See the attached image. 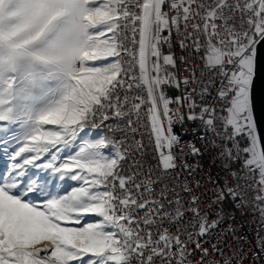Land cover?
<instances>
[{
    "label": "snow or ice",
    "instance_id": "1",
    "mask_svg": "<svg viewBox=\"0 0 264 264\" xmlns=\"http://www.w3.org/2000/svg\"><path fill=\"white\" fill-rule=\"evenodd\" d=\"M174 38L203 65L175 101L165 87L181 86L169 71L177 58L163 51ZM262 44L264 0H0V133L13 149L11 170L0 174V264H241L226 240L211 239L223 217L210 219L202 202L231 197L243 206L247 185L264 219V143L252 108ZM210 86L221 107L205 104L197 115L195 97L204 100ZM134 88L145 95L130 96ZM185 101L187 119L213 134L208 143L225 164L242 160L237 183L206 195L183 177L190 200L165 179L199 167L173 131ZM141 115L154 166L135 139ZM110 120L108 134L88 138L86 129ZM53 178L77 184L61 191Z\"/></svg>",
    "mask_w": 264,
    "mask_h": 264
},
{
    "label": "built area",
    "instance_id": "2",
    "mask_svg": "<svg viewBox=\"0 0 264 264\" xmlns=\"http://www.w3.org/2000/svg\"><path fill=\"white\" fill-rule=\"evenodd\" d=\"M165 35H167V33H165ZM170 50L177 58V64L175 69L169 68V71L175 72L177 78L181 81V86L177 88L174 84L168 85L165 87V91L169 98L175 101L177 97H182L185 94V86L182 81L185 77H191L193 66L196 76H200V69L203 65L201 63L200 54H190L188 50H182L175 38L173 39L170 48L168 45H165L163 48L165 54H168ZM181 58H183V60H181ZM191 87H196V85L192 84L188 88V91H191ZM209 93L205 94L204 100H201L199 96L195 97L198 105L194 110L195 114L198 115L200 106L205 104L212 105L217 109L221 107L222 102L216 97V88L210 86ZM131 95L144 96L145 93L141 89L134 88L130 96ZM190 103L191 101H185L182 108H180V105L175 102L170 105L173 109L180 108L185 117L182 124L174 123L173 131L181 137L185 146V153H187L188 162L194 167L196 165H199V167L196 168L195 173L192 176H189L188 172L184 171L182 173H173L170 178H165L170 186L177 189V194L184 200H190L191 195L180 188V185L184 183L183 177H188V183L192 188V192L198 195H206V188H218L224 186L226 183H237L232 177V172L242 171V160H234L226 165L223 158L218 155L219 149L208 143V141L213 140L214 137L213 134L205 128L202 121L199 119H187L190 114L188 109V104ZM144 111L145 108H142L141 112L143 113ZM140 119L141 124L135 125V127L139 129V131L135 133V139L142 140L144 145L145 166L148 164L154 166L155 157L153 155L152 144L150 143L151 136L148 134V128L145 127L148 117L146 115H141ZM113 123L114 120L106 121L101 127L92 128L90 130L101 134H108ZM256 134L258 135L257 127ZM116 136L117 138H121L120 133H116ZM127 139L129 142H132L133 137L129 135ZM237 140L241 147L248 146V137L246 135L243 138L238 137ZM193 143L201 149L202 155L193 157L188 153L187 146ZM216 143L219 144L220 141L217 140ZM7 158H0V163L3 161L8 166V162H11L12 160L10 161V158ZM157 171L159 170L153 167V172L155 173ZM196 180L200 181L199 187L196 186ZM157 190L159 191V188ZM167 195L171 196L172 193L168 192ZM255 195L256 193L253 189L246 185L244 191L246 203L243 206L239 204V201H235L231 197L212 206L208 205L207 199L202 202V207L208 210L210 219L215 220L218 215L223 217V222L218 229L213 232L211 239L219 241L218 246L221 247L226 240L228 248L236 249V252L242 256L241 264H264V250H261L258 247L261 239L264 238V219L261 218V213L257 210V202L254 199ZM229 228H231L233 232L226 237L225 234L229 232ZM205 246L207 247L208 245L206 244ZM209 251H211V248H209ZM228 255L231 256L232 252L229 251Z\"/></svg>",
    "mask_w": 264,
    "mask_h": 264
},
{
    "label": "water",
    "instance_id": "3",
    "mask_svg": "<svg viewBox=\"0 0 264 264\" xmlns=\"http://www.w3.org/2000/svg\"><path fill=\"white\" fill-rule=\"evenodd\" d=\"M252 108L261 143H264V44L258 49L257 70L252 86Z\"/></svg>",
    "mask_w": 264,
    "mask_h": 264
},
{
    "label": "rangeland",
    "instance_id": "4",
    "mask_svg": "<svg viewBox=\"0 0 264 264\" xmlns=\"http://www.w3.org/2000/svg\"><path fill=\"white\" fill-rule=\"evenodd\" d=\"M85 132L87 133L88 138H97V137H99L100 135H103V134H101V133L93 132V131H91L90 129H86ZM82 135H84V133H82ZM11 150H12V149H11ZM106 151H107V150H106ZM12 162H13V161L8 162V167H7V168H4L3 171H2L0 174H5L6 172L10 171V170H11V163H12ZM40 162H42V161H37V163H40ZM42 174H45V173H42ZM5 175H6V174H5ZM45 175H46V174H45ZM52 183H53L54 185H56L57 187H59L61 191H63V189L66 188V187L76 186V184H77L76 181H70V180H68V181H59V180H57V179H55V178H53ZM70 183H71V184H70Z\"/></svg>",
    "mask_w": 264,
    "mask_h": 264
},
{
    "label": "bare ground",
    "instance_id": "5",
    "mask_svg": "<svg viewBox=\"0 0 264 264\" xmlns=\"http://www.w3.org/2000/svg\"><path fill=\"white\" fill-rule=\"evenodd\" d=\"M96 133H99V132H96ZM10 141L11 140L9 139V142ZM10 153H11L10 143L8 145H4V144L0 143V158H2V159L7 158V157H9ZM7 159H9V158H7ZM10 161H11V159H10ZM1 167L2 168H6L8 166H7V164H5V162L2 161L0 163V168ZM2 168H1L0 172L3 170Z\"/></svg>",
    "mask_w": 264,
    "mask_h": 264
},
{
    "label": "crops",
    "instance_id": "6",
    "mask_svg": "<svg viewBox=\"0 0 264 264\" xmlns=\"http://www.w3.org/2000/svg\"><path fill=\"white\" fill-rule=\"evenodd\" d=\"M0 137L10 139V137L7 136L5 133H0ZM9 143H10V146H11V149H12V142L10 141ZM12 150H13V149H12ZM12 163H13V162H12ZM12 163H11V164H12ZM6 173H7V172H6ZM6 173H5V174H6ZM70 184H71V183H70Z\"/></svg>",
    "mask_w": 264,
    "mask_h": 264
}]
</instances>
